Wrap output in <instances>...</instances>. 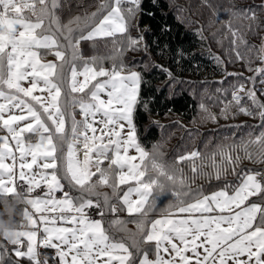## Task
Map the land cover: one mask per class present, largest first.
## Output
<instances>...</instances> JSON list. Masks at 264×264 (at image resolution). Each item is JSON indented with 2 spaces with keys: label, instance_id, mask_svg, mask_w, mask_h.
Instances as JSON below:
<instances>
[{
  "label": "snow or ice",
  "instance_id": "6c2138e0",
  "mask_svg": "<svg viewBox=\"0 0 264 264\" xmlns=\"http://www.w3.org/2000/svg\"><path fill=\"white\" fill-rule=\"evenodd\" d=\"M142 3L102 0L97 12L65 23L60 0H0V207H9V197L27 205L15 242H0V264H264V170L226 179L242 158L264 163V131L243 144V157L233 154L235 145L218 146L199 167L193 163L190 178L163 161L161 145L148 150L138 139L143 77L123 57L147 51L143 35L131 34ZM230 15L256 20L252 9ZM224 24L235 45L242 37ZM82 42L94 53L100 43L113 47L85 58ZM48 55L55 61L43 62ZM258 58L264 62V46ZM247 63L264 83V66ZM255 75L252 89L233 86L221 116L233 106L256 115L241 104L246 96L264 128ZM200 109L216 121L203 103ZM201 157L193 151L178 162ZM199 177L224 182L193 191Z\"/></svg>",
  "mask_w": 264,
  "mask_h": 264
},
{
  "label": "trees",
  "instance_id": "16d2710c",
  "mask_svg": "<svg viewBox=\"0 0 264 264\" xmlns=\"http://www.w3.org/2000/svg\"><path fill=\"white\" fill-rule=\"evenodd\" d=\"M60 3L63 7L60 16L66 23L72 17L97 12L102 0H60ZM256 5H259L264 20V8H261L264 0H155V2L143 0L141 6L143 10L137 15L135 21L138 27H134L131 34L133 37L143 35L142 43L147 45V51H128L123 57L124 63L130 69H137L143 77L140 90L142 103L138 105L135 117L137 136L142 146L148 150L154 144L161 145L163 161L182 171L184 177L191 175L193 163L200 165L201 159L216 152L218 146L228 148L235 145L233 154L243 157L241 150L243 144L258 135L260 131H264L258 109L252 106L248 108L257 113L253 121L249 120L250 115L241 114L239 110L235 111L232 108L227 113V118H223L221 116V110L224 108L221 103L223 100L218 103L212 100L207 102L206 96V91L209 90L212 91L213 96L217 95L221 81H225L227 76H233L228 75V72L238 74L236 76L240 79L248 77L245 70L247 66L238 64V60L228 59L230 60L228 62L225 58L230 51H235V54L239 51L241 57H244L247 50L257 45L256 40L261 36V31L264 32V21L259 23L261 22L259 19L252 21L243 16L230 15L241 8L249 7L248 9L254 10L257 16ZM227 21L231 22L232 27L237 29L238 35L242 37L236 41L235 45L232 43V34L225 27L224 22ZM217 25L225 31L221 35L228 40L224 37V48L219 43L220 38L223 37L212 32L211 26ZM227 42L232 46L229 47ZM80 47L84 57L88 58L94 54L104 55L113 46L110 42L107 47L100 43L97 53L93 52L91 42H82ZM116 47L119 48V45ZM216 58H219V63ZM159 66L170 70L174 79H170ZM245 84H247L246 81ZM224 85L226 87V83ZM143 102L147 103V110L144 109ZM201 103L215 115L218 123L222 118L224 119L215 131L218 129L220 131L221 127H227L226 138L230 139L227 143L218 146L215 142L206 144L209 136L200 134V131L204 132L202 128H206L213 121L207 118V113L201 111ZM243 105L248 106L244 103ZM188 129L191 131L188 132ZM217 140L216 137L215 141ZM194 150L200 152L202 157L195 158L193 162L186 159L180 166L177 164L178 156L185 151L188 154ZM249 150H254V146L250 145ZM216 160L219 162L220 157L217 156ZM205 163H207L206 159ZM241 169L264 170V163H253L249 159L242 158L235 172L228 169L226 179L236 183ZM205 170L211 171L208 168ZM223 182V180L209 181L199 177L198 180L190 183L195 189L203 187L204 190L207 188L213 190L209 187L210 184L219 186ZM102 191L110 192V189L105 188ZM0 211L4 209L0 207ZM118 215L128 218L121 212ZM128 227L135 226L129 224Z\"/></svg>",
  "mask_w": 264,
  "mask_h": 264
},
{
  "label": "rangeland",
  "instance_id": "374dc122",
  "mask_svg": "<svg viewBox=\"0 0 264 264\" xmlns=\"http://www.w3.org/2000/svg\"><path fill=\"white\" fill-rule=\"evenodd\" d=\"M249 7L247 8H241L239 10H247ZM255 9H256V12H257V16H256V19L260 20L261 22L259 23H263V18H262V12L259 8V5H256L255 6ZM238 11V10H237ZM212 27V32H215L217 35H221V34H224L225 31H223L221 29V26L220 25H217V26H211ZM210 27V29H211ZM222 36V35H221ZM223 38H220V44L221 46L224 48V42H223V39L225 36H222ZM226 39V37H225ZM227 40V39H226ZM228 41V40H227ZM256 43L257 45L254 46V47H251L249 50H247L245 52V56L243 57V59H236L237 58V55L235 54V51H230L226 54V60L228 62H230V60L228 59H231L233 61H237L238 64H242L244 66H247L245 67V70H246V73L248 74V77L246 78H243V79H240L239 76H236V75H233L232 77H225V81H223V83L220 85L219 89H218V92H217V95L216 96H213L212 95V91L209 90L208 92L206 91V96H207V102L212 100L213 102L215 103H218V102H221L223 100L222 105L225 106V104H227L229 101L232 100V91H233V86L235 85H239V84H243L244 85V88H245V91L249 90V89H252L253 88V83L248 79L250 77H253L255 75V73L253 71H249L248 68H249V65L247 63V61L251 60V67L253 69L257 68V67H262L264 66V62H262L259 58H258V55H259V50L261 49L262 46H264V32L261 31V36L256 40ZM227 45L229 44V47L232 46V44H230L229 42L226 43ZM224 68L226 69L227 66L226 64L224 65ZM239 68V67H238ZM133 71H137L139 72L137 69H131ZM228 70V69H227ZM228 73H231V72H228ZM245 81L247 82V84H245ZM224 83H226V87L224 85ZM254 88H255V92H256V97L259 101L261 102H264V83H261V77L259 75H255V84H254ZM241 96H244V93H239ZM248 104L247 108H251V106L254 108L252 102L245 96L244 99L241 101V104ZM207 108V106H206ZM232 109H234L235 111L238 110V108L236 107H231ZM252 111H254L253 109H251ZM210 112V111H208ZM205 113V112H204ZM202 117V116H201ZM78 120L81 119L80 115L77 113V117H76ZM249 120L253 121V118H255V115L253 116H248ZM231 119V118H230ZM224 122V119L222 118V120L218 123L217 121L213 122L212 124H209L206 126V128H202L203 131L205 132H202L200 131V134H208L207 136V139H208V142L206 144H211L213 142L216 143V146L220 145V144H223V143H227L230 139H227L226 138V133L228 131V128L227 127H221L220 128V131H215L217 129V127L222 124ZM227 123V122H226ZM248 125V124H247ZM193 128V127H191ZM249 129H252V128H249ZM198 130V134H199V129ZM191 129H188V132H190ZM196 134V133H195ZM218 138L217 141H215V138ZM203 138V137H202ZM205 148V147H204ZM196 151V150H194ZM187 151L183 152L182 154H186ZM131 155H135V152L134 150L130 152ZM167 154V152L165 153V155ZM182 154L180 156H178V159L179 157L182 156ZM189 154V153H188ZM186 154V155H188ZM184 155V156H186ZM80 158L82 159L83 158V153L81 152L80 153ZM10 162V161H8ZM183 162V161H182ZM182 162H177V164L180 166ZM193 162V161H191ZM172 163L175 164V162L172 160ZM197 167H199V164L196 165ZM191 175L189 176H185L186 178H190L192 176V171L190 172ZM199 178H197L198 180ZM196 181V179L194 180ZM193 181V182H194ZM123 187V186H122ZM192 188V187H191ZM198 188V187H197ZM196 188V189H197ZM105 189V188H103ZM102 189V190H103ZM195 188H192V190H196ZM20 190V189H19ZM39 191V190H38ZM210 190H208V188L205 190V192H208ZM169 198L168 197H164L162 198V200L167 203V200ZM126 213V212H125ZM127 214V213H126ZM178 215H184V214H178ZM15 258V257H14Z\"/></svg>",
  "mask_w": 264,
  "mask_h": 264
},
{
  "label": "clouds",
  "instance_id": "9594fccd",
  "mask_svg": "<svg viewBox=\"0 0 264 264\" xmlns=\"http://www.w3.org/2000/svg\"><path fill=\"white\" fill-rule=\"evenodd\" d=\"M26 206L23 197L9 200V207L4 209V214L0 215V242H7L8 244L15 242L16 222L20 219L19 214Z\"/></svg>",
  "mask_w": 264,
  "mask_h": 264
},
{
  "label": "crops",
  "instance_id": "0c3cea01",
  "mask_svg": "<svg viewBox=\"0 0 264 264\" xmlns=\"http://www.w3.org/2000/svg\"><path fill=\"white\" fill-rule=\"evenodd\" d=\"M49 61H55V57L54 56H52V55H48V56H46L45 58H44V61L43 62H49ZM0 134H2V133H0ZM193 191H195V190H193ZM121 214H126L125 212H122L121 211ZM127 215V214H126ZM50 251V250H49Z\"/></svg>",
  "mask_w": 264,
  "mask_h": 264
},
{
  "label": "built area",
  "instance_id": "2783aa9c",
  "mask_svg": "<svg viewBox=\"0 0 264 264\" xmlns=\"http://www.w3.org/2000/svg\"><path fill=\"white\" fill-rule=\"evenodd\" d=\"M20 191H23V189H20ZM95 211H96V210L94 209V210H93V213H92L93 215H95ZM47 255L52 256L53 253H52L51 251H48V252H47Z\"/></svg>",
  "mask_w": 264,
  "mask_h": 264
}]
</instances>
